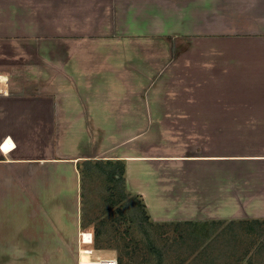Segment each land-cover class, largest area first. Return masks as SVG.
Masks as SVG:
<instances>
[{"label": "crops", "instance_id": "crops-1", "mask_svg": "<svg viewBox=\"0 0 264 264\" xmlns=\"http://www.w3.org/2000/svg\"><path fill=\"white\" fill-rule=\"evenodd\" d=\"M9 138L0 263L64 257L83 160H122L153 222L264 216V0H0Z\"/></svg>", "mask_w": 264, "mask_h": 264}, {"label": "rangeland", "instance_id": "rangeland-1", "mask_svg": "<svg viewBox=\"0 0 264 264\" xmlns=\"http://www.w3.org/2000/svg\"><path fill=\"white\" fill-rule=\"evenodd\" d=\"M100 171L86 169L81 178V230L92 231L93 241L80 248L107 251L93 258L116 256L118 264H264V216L153 223L133 209L139 199ZM38 245L36 251L49 260L35 253L30 262L0 264H79L77 235L61 247L64 257L57 254L60 246Z\"/></svg>", "mask_w": 264, "mask_h": 264}, {"label": "trees", "instance_id": "trees-1", "mask_svg": "<svg viewBox=\"0 0 264 264\" xmlns=\"http://www.w3.org/2000/svg\"><path fill=\"white\" fill-rule=\"evenodd\" d=\"M83 168L90 170L91 168H97L98 170L101 169V173L104 175V177L107 180L110 181H117L116 183L123 184L124 185V163L122 160H83ZM100 168V169H99ZM124 189V188H123ZM121 192H118L120 194ZM128 195L132 196L133 198L139 199L137 200L136 205L133 207L135 210L136 208H139L138 214L140 215H146L145 217L147 219H150L149 215L147 214V211L145 209V204L142 202L141 197L135 194H131L128 192ZM138 211V210H137ZM151 220V219H150ZM152 221V220H151ZM153 222V221H152ZM155 223V222H153ZM118 260V258H117Z\"/></svg>", "mask_w": 264, "mask_h": 264}, {"label": "bare ground", "instance_id": "bare-ground-1", "mask_svg": "<svg viewBox=\"0 0 264 264\" xmlns=\"http://www.w3.org/2000/svg\"><path fill=\"white\" fill-rule=\"evenodd\" d=\"M85 236H90L89 233H85L84 234V237ZM86 242H90V240L86 241V240H81V244H78V247H79V250H78V262L79 264H99V260L98 259H92L91 257V251L93 252V254H95V252H100L102 251L101 249H93V248H80L82 246L83 243H86ZM103 252V251H102ZM107 252V251H105ZM103 252V253H105ZM107 256V254H105ZM100 258V257H98Z\"/></svg>", "mask_w": 264, "mask_h": 264}, {"label": "built area", "instance_id": "built-area-1", "mask_svg": "<svg viewBox=\"0 0 264 264\" xmlns=\"http://www.w3.org/2000/svg\"><path fill=\"white\" fill-rule=\"evenodd\" d=\"M85 233H89L90 234V242H86V243H83V244H91L92 241H93V233L92 231H89V230H81V228H78V231H77V243L78 244H81V240H85L84 239V234ZM78 250H79V247H78ZM91 251V257L92 259H100L99 260V264H118V260H117V257L116 256H102L100 258H93L94 257V254Z\"/></svg>", "mask_w": 264, "mask_h": 264}, {"label": "snow or ice", "instance_id": "snow-or-ice-1", "mask_svg": "<svg viewBox=\"0 0 264 264\" xmlns=\"http://www.w3.org/2000/svg\"><path fill=\"white\" fill-rule=\"evenodd\" d=\"M13 147H14V144H13V142H12V140L10 138L7 141H5L3 145H0V149H2L4 151H7V150H9V149H11ZM84 239L86 241H88V240L91 239V237L90 236H85Z\"/></svg>", "mask_w": 264, "mask_h": 264}]
</instances>
